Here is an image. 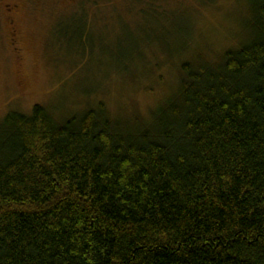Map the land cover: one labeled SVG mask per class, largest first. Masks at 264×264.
Returning a JSON list of instances; mask_svg holds the SVG:
<instances>
[{
	"label": "trees",
	"instance_id": "1",
	"mask_svg": "<svg viewBox=\"0 0 264 264\" xmlns=\"http://www.w3.org/2000/svg\"><path fill=\"white\" fill-rule=\"evenodd\" d=\"M244 1L218 58L164 45L178 77L146 118L2 119L0 264H264V0Z\"/></svg>",
	"mask_w": 264,
	"mask_h": 264
},
{
	"label": "rangeland",
	"instance_id": "2",
	"mask_svg": "<svg viewBox=\"0 0 264 264\" xmlns=\"http://www.w3.org/2000/svg\"><path fill=\"white\" fill-rule=\"evenodd\" d=\"M29 3L13 17L14 39L0 12V122L34 106L60 122L100 103L111 117L146 118L178 77L176 60L163 55L167 42L184 43L178 60L205 65L245 37L249 20L244 0ZM83 31L88 45L79 40ZM134 48L139 66L122 53Z\"/></svg>",
	"mask_w": 264,
	"mask_h": 264
},
{
	"label": "flooded vegetation",
	"instance_id": "3",
	"mask_svg": "<svg viewBox=\"0 0 264 264\" xmlns=\"http://www.w3.org/2000/svg\"><path fill=\"white\" fill-rule=\"evenodd\" d=\"M30 0H0V12L7 18V25L9 26L10 36L12 39L16 36V29L13 22V17L19 12L28 10ZM30 10V9H29Z\"/></svg>",
	"mask_w": 264,
	"mask_h": 264
}]
</instances>
